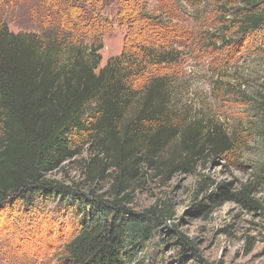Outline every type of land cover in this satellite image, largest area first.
<instances>
[{"label":"rangeland","instance_id":"1","mask_svg":"<svg viewBox=\"0 0 264 264\" xmlns=\"http://www.w3.org/2000/svg\"><path fill=\"white\" fill-rule=\"evenodd\" d=\"M2 1L0 23L13 33L41 35L57 26L63 34L71 27L73 33L88 36L82 40L84 45L92 41L84 25L83 29L72 28L79 12L69 6L71 0ZM102 1L100 12L111 22L101 34L96 72L122 50L127 57L134 50L154 51L162 45L164 51L168 47L178 51L175 63L149 66L144 75L140 69L135 81L140 89L157 76L166 85L167 106L173 111L168 130L176 136L163 154L178 150L183 127L196 123L203 132L218 129L230 146L208 154L190 171L174 172L171 165L177 163L136 165L137 176L125 191L131 199L127 207L140 211L164 204L173 214L166 225L176 232L168 231L162 240H155V263L264 264V167L260 163L264 145L258 131L259 115L253 108L255 100L264 97V26L248 31L237 28L232 13L240 7L239 0ZM118 8L131 20L118 18ZM94 141L83 134L75 147L77 154L47 178L81 193L108 194L112 163ZM202 177L206 192L220 193L215 186L225 185L228 197L209 204L207 212L192 213L189 209ZM70 206L55 194L31 205L19 202L10 212L0 214V264L62 263L60 249L79 226L80 214ZM177 233L196 251L184 250Z\"/></svg>","mask_w":264,"mask_h":264},{"label":"trees","instance_id":"2","mask_svg":"<svg viewBox=\"0 0 264 264\" xmlns=\"http://www.w3.org/2000/svg\"><path fill=\"white\" fill-rule=\"evenodd\" d=\"M101 1L69 2L79 12L72 28L83 29L84 25L93 35L88 46L82 42L88 36L73 33L71 27L63 34L55 26L36 35L13 33L0 23V214L10 212L19 202L31 205L58 194L80 214L76 233L60 249V264H156L155 240H162L168 231L176 232L166 225L173 214L164 204L140 211L127 207L131 199L125 191L137 176L136 165L177 163L171 165L174 172L190 171L208 154L230 146L218 129L203 132L196 123L183 127L178 150L163 154L176 136L168 130L173 111L167 106L166 85L157 76L140 89L135 81L140 69L144 75L149 66L175 63L178 51L173 47L164 51L162 45L154 51L134 50L127 57L122 50L96 72L101 34L111 22L100 12L105 4ZM239 2L232 13L237 28L263 27L264 0ZM126 14L118 8V18L131 20ZM129 108L130 114L125 116ZM253 108L259 115L258 131L264 145L263 96L255 100ZM83 134L92 136L94 145L112 163L108 194L81 193L47 178L77 154L75 147ZM94 161L91 159L88 171ZM260 163L264 167V158ZM205 180L202 177L198 183L189 209L192 213L207 212L209 204L228 197L225 185L215 186L220 193L206 192ZM201 193L204 195L198 199L196 195ZM177 234L184 250L196 251L184 235Z\"/></svg>","mask_w":264,"mask_h":264}]
</instances>
